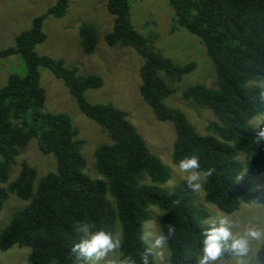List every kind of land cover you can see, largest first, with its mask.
<instances>
[{
	"label": "trees",
	"instance_id": "16d2710c",
	"mask_svg": "<svg viewBox=\"0 0 264 264\" xmlns=\"http://www.w3.org/2000/svg\"><path fill=\"white\" fill-rule=\"evenodd\" d=\"M132 2L107 0L113 28L104 41L109 47H131L142 58L141 97L158 121L175 127L173 165L185 156L197 155L202 170L212 169L204 178L205 202L233 214L259 198L255 186L242 176L239 153L250 175L264 176V140L257 139L258 129L249 125L264 114L259 97L264 91V0H169L176 25L201 41L215 66L213 88L197 84L181 93L184 101L212 113L215 121L208 124L207 134L199 133L184 112L166 104L176 94L172 83L191 73L196 64L178 66L156 49L157 35L145 37L137 31L131 19ZM68 9L69 0H53L46 13L16 36L13 46L0 51L1 59L17 57L25 68L23 75H10L0 88V211L10 196L25 204L13 212L1 232L0 251L28 248V264H80L69 251L82 235L77 224L89 222L113 233L118 223L121 258L141 264V254L149 247L141 240L143 227L151 218L148 209L156 207L163 213L159 233L167 237L168 226L173 229L166 244L168 264H195L208 215L195 208L194 191L186 183L171 192L163 190L170 171L151 151L128 113L112 104L86 100L87 91L103 86L100 76H80L62 59L36 52L47 38L45 20L49 16L62 19ZM79 36L82 53L93 55L98 31L84 24ZM41 68L63 82L81 112L110 140L95 151L91 176L85 171V141L71 118L45 110ZM34 139L41 153L52 155L56 162L55 171L39 180L36 168L19 160ZM17 164L20 172L11 181ZM230 259L226 254L220 260ZM148 264H155L153 253Z\"/></svg>",
	"mask_w": 264,
	"mask_h": 264
},
{
	"label": "rangeland",
	"instance_id": "374dc122",
	"mask_svg": "<svg viewBox=\"0 0 264 264\" xmlns=\"http://www.w3.org/2000/svg\"><path fill=\"white\" fill-rule=\"evenodd\" d=\"M52 5L53 0H0V51L13 46L16 36L29 29L34 18L46 13ZM106 5L107 0H69V9L64 18L49 16L45 20L43 31L47 38L36 47V52L39 55L62 59L67 67L76 68L80 76L98 75L103 79L100 89L86 92V100L91 104H112L128 113L129 120L151 151L158 155L169 169L171 178L163 186V190L171 192L182 183L187 184V173H181L172 163L175 127L172 123L158 121L152 109L143 101L140 94V70L143 60L138 53L131 47H109L105 43V35L113 28V16L108 13ZM131 19L136 30L145 37L157 35L154 46L165 57L172 59L180 67L190 63L196 64L191 73L180 76L178 82L172 83L176 94L169 97L166 104L184 112L199 133L207 134L208 124L215 121L212 113L184 101L181 97V93L193 85L214 87L215 66L207 55L206 48L196 36L176 25V15L169 0H133ZM84 24L94 27L99 34L95 53L90 56L82 53L80 44L79 29ZM24 73L25 68L19 58H0V88L6 85L10 75ZM40 74L41 85L46 91L45 110L53 114H66L71 118L80 138L85 141V171L91 176L95 151L99 146L110 143V140L100 126L81 112L76 99L61 80L46 68H41ZM249 125L255 128L264 125V114L254 118ZM19 160H26L36 168L38 180L56 168L55 158L52 155H43L35 139L30 142ZM238 160L244 166L243 178L255 186L259 198L250 204H244L233 214H225L205 202L202 179L200 189L193 193L194 206L197 210L205 212L208 218L226 216L238 221V226L233 231L253 226L264 228V176L250 175L241 153ZM19 172L20 165L17 164L12 169L11 181L17 178ZM24 206L25 204L16 197L8 198L0 211V234L9 224L13 212ZM148 211L151 218L144 224L143 234H159L163 213L156 207H150ZM204 226L207 228L206 224ZM113 233L121 239L120 224L117 223ZM144 240L149 246L152 244L151 237H145ZM250 249V258H254V264H264V238L251 240ZM152 253L155 264H168L169 252L166 246L153 249ZM29 254L30 249L14 246L6 252L0 251V264H28ZM118 258H121L119 249L100 264H111V261ZM217 264H233V260H219Z\"/></svg>",
	"mask_w": 264,
	"mask_h": 264
},
{
	"label": "clouds",
	"instance_id": "9594fccd",
	"mask_svg": "<svg viewBox=\"0 0 264 264\" xmlns=\"http://www.w3.org/2000/svg\"><path fill=\"white\" fill-rule=\"evenodd\" d=\"M259 97L264 102V91L259 93ZM257 129L256 138L264 140V125H258ZM176 167L181 173H187L186 181L193 191L199 190L202 179L212 173L210 168L206 171L201 169L199 158L195 154L179 159ZM238 223L226 216L205 219L203 224H206L207 228L201 231L199 253L195 264H217L226 254L233 260V264H254V258H250L252 255L250 241L264 238V228L253 226L241 231H233ZM77 230L82 235L78 242L72 244L69 251L74 254V261H79L80 264H100L121 246L120 237L106 229L97 228L89 222H79ZM168 231L167 237L163 232L159 234L146 232L141 236V240L145 237L152 238V244L141 254V264H148V257L153 249L166 246L173 234L171 225L168 226ZM111 264H135V262L129 257H123L111 261Z\"/></svg>",
	"mask_w": 264,
	"mask_h": 264
},
{
	"label": "water",
	"instance_id": "95a60500",
	"mask_svg": "<svg viewBox=\"0 0 264 264\" xmlns=\"http://www.w3.org/2000/svg\"><path fill=\"white\" fill-rule=\"evenodd\" d=\"M177 73L179 74V72L177 71Z\"/></svg>",
	"mask_w": 264,
	"mask_h": 264
}]
</instances>
